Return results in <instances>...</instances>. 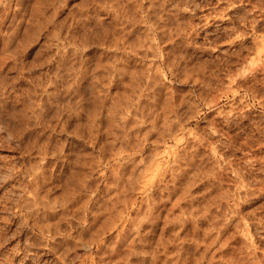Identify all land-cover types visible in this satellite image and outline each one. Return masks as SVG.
Wrapping results in <instances>:
<instances>
[{
	"label": "rangeland",
	"instance_id": "rangeland-1",
	"mask_svg": "<svg viewBox=\"0 0 264 264\" xmlns=\"http://www.w3.org/2000/svg\"><path fill=\"white\" fill-rule=\"evenodd\" d=\"M130 1H117L121 3L119 5L120 15H122L119 17L122 18L127 13L125 15L128 18L125 15L122 18V21L125 22H122V24L127 27L128 24L134 22L132 17H129L135 12L134 5L131 8L129 7L131 5ZM143 1L146 2V0ZM159 1L162 2V0H154L157 3L152 6L156 11L160 7V5H157ZM0 2L5 3L3 6L0 5L1 12L7 11L8 13L7 8H9L10 13H8V21L6 20L1 26V30L2 28L5 29L2 32L5 31L6 34L7 30L10 32V28L11 31L14 29L17 33H15L11 45L8 47L9 51L2 53L0 50V264H127V262L128 264L133 262V264H149L147 262L150 247L148 246V248L146 244L141 247L137 240L135 243L137 249L135 245L128 250L127 246L122 244L116 250L117 253L112 251L116 244V229L111 227L112 224L106 220L109 217L108 212L111 215L117 208H124L121 213V219L124 221L121 220L120 222L118 220L116 224L129 223L128 220H131L132 223L135 222L131 225L132 227L130 226L132 230L128 234L131 233L132 237L136 220L141 216L137 208L142 207L141 210L145 213V207L150 202L148 201L150 188L146 189V187L148 184L150 186L151 181L148 180L147 183L146 178L149 177L152 180L155 179L153 176H157L154 172H152L153 174L150 173L152 176L148 172L143 175L146 177L145 179L141 178L139 169L143 165L145 166L147 163L154 161L157 156H159L158 160L161 159L159 167H165L166 160L164 161V159L165 157L168 158L167 150L170 151L173 148L180 150L185 148L188 152L185 153L184 151L187 157L195 156L193 157L195 158V160L193 159L195 164H193L194 161H192V164L190 163L191 170L189 173H195V183L194 181L191 182L192 187H190V190L193 195L199 192V194L197 193L199 198L196 199H201L200 201L207 200L208 194H211L210 197L213 201L215 200L213 202L208 199L212 204L209 206L213 210L210 211L211 215H214L212 212L215 211L214 213H217V216L213 217L216 220L218 217L220 222H224L225 217L226 221L229 218L231 220L227 230L223 232L224 234L222 233L223 237L228 235L230 238L227 242L230 243V246L227 245L224 248L223 255L229 253L227 256L225 255V258L222 256V252L214 253L216 261L219 260L218 263L215 261V264H233L231 263L232 258L236 259V264H264V187H262L264 186V66H262L264 65V53L258 55L259 59L256 58V49L258 48L256 46L260 41L259 37H264V24H260L256 28L255 35L257 34V36L255 38L252 35L250 25L251 19H254L257 15L256 7H264V0H171L170 2H174V5H171L174 9L168 6L169 12L167 11V15L164 16H168L166 23L167 21L169 23L163 25L164 27H166L165 25L170 27L164 28L162 26L164 32L160 27H157L158 23L153 25L143 21V23H138L141 28L138 27L136 31L129 32L128 35V28H126L124 31L126 35H123L126 41L122 45L125 47H122L123 49L116 47L115 44V46L113 45L115 36H117L116 29L113 27L114 23H111L109 33L106 31L105 0H25L21 5L23 9L21 8L20 13H24V15H22L23 19L20 25L16 23V20H13L12 23L9 21L14 15L19 17V10H17L18 13L15 11L17 0H0ZM122 4H127V8ZM121 6L124 8L121 9ZM1 8H6V10L3 11ZM177 8L178 10H176ZM131 9L133 10L130 12ZM135 13L133 15L138 18L144 14L143 11H140V8ZM169 13L170 15H168ZM12 14L13 16H11ZM156 17V15L151 16L152 21L158 22L159 18ZM171 21H173V24ZM16 25L19 27L18 31L15 28ZM146 29L150 31H148L149 35L152 33L153 36L150 37L157 38L151 47L155 51L149 50L145 55L143 53L145 46L138 43L136 47H140L141 53L134 55L129 50V43L136 42L137 36L141 35V32ZM156 29L160 30L157 31ZM158 32L162 34V42L164 43H160V37L162 36ZM4 33L0 32L2 43L4 36L9 34L5 35ZM113 39L114 41H112ZM108 42L109 48L107 46ZM2 43L0 42V44ZM145 66L147 70L150 71L151 69L154 74L151 71L147 72ZM129 68L131 73L128 71ZM141 70H145L143 72L147 74L144 75ZM136 72L140 75H137ZM132 77H137L138 80L135 78L136 81H130ZM141 84L143 88H141ZM137 85L140 86L143 92L139 90L140 88ZM127 86H131V89ZM133 86L137 87L138 90L133 89ZM122 89L124 94L130 96V99L127 98L128 101H131H129L130 103L135 102V100L138 102L139 99L140 102L133 103V107H131L132 104L127 101L128 109H122L120 103L123 100L121 99L123 96ZM135 90L140 93H136ZM132 98L134 101H132ZM114 99L116 100L114 101ZM168 103L174 108L173 110H165L169 112L167 114L172 119L170 116L169 118L172 121L175 120L176 125L177 123L180 124L181 129L180 132L177 131L176 143L175 140H170L155 145L150 141H155L154 138L159 137L156 138V128L152 126L151 121L154 120L155 114L156 116L161 114L160 117L166 114L161 113L164 112L162 106H168ZM21 114L24 115V119L28 120H23V124H18L16 117L19 116L20 118ZM161 121L160 118L159 122L157 121L158 124ZM121 137H124V139ZM122 146L125 147L124 151L126 153L121 154L120 159L112 158V152ZM128 147L130 151L127 149ZM155 151H157L156 156ZM127 152L131 153L128 156L134 157V160L136 159L135 163H137V160H141L139 166L136 165V168L139 169H135V173H131L133 166L129 163L130 157H126ZM152 153H154V156ZM158 153L160 154L158 155ZM150 157L152 161H150ZM126 158L128 161H126ZM124 162L128 163L125 164ZM118 164L125 165V167L122 170L117 169ZM202 166L205 167L201 168ZM36 171L38 176L42 175L39 176L40 188L38 187L42 197L41 203L37 206L30 204L36 186L32 183L33 179L31 177L33 172ZM167 173L166 175H168ZM147 174H149L148 177ZM134 175L140 177L137 178ZM168 177L170 176L168 175ZM142 179L147 183L144 189L140 187L143 185L140 182ZM206 179H209L208 182H206ZM69 191L73 192L69 193ZM203 192L206 193L204 197L200 196ZM216 201H219L218 204L221 205L219 206ZM212 202L218 206L216 205V207ZM24 204H30L32 207L24 209L26 208L23 206ZM34 213L37 215H34ZM132 219L135 221H132ZM49 224L50 226H48ZM44 225L50 227L54 233L41 232L38 228L39 226L42 228ZM205 225L208 224L205 223ZM205 225H203L204 228H210V225L206 227ZM87 232L91 233L88 234ZM198 235L200 237L203 235L202 230L201 233L199 231L197 235H194V238L198 239ZM202 238L207 240L208 237L202 236L199 240L203 241ZM96 241L101 244L99 251L97 250ZM200 241L199 246L202 244ZM48 243L50 246L47 245ZM217 245V243H213L214 247L211 246V250ZM51 246L53 247L52 250L49 249ZM139 246L141 249H139ZM189 249L191 251L192 246ZM199 249L203 250L204 246L197 249L193 248L191 255L194 252L193 250L197 251L193 255L202 251ZM141 250L142 253H139ZM143 251L146 253L144 254ZM229 258L231 261L226 263ZM96 261L97 263H95ZM129 261L132 263H129Z\"/></svg>",
	"mask_w": 264,
	"mask_h": 264
},
{
	"label": "bare ground",
	"instance_id": "bare-ground-1",
	"mask_svg": "<svg viewBox=\"0 0 264 264\" xmlns=\"http://www.w3.org/2000/svg\"><path fill=\"white\" fill-rule=\"evenodd\" d=\"M23 1H25V0H17V2H16V5H17V7H15L16 9H15V11H17V10H19V17H18V19H17V17H15L16 15H14L13 16V14L11 15V16H13V17H11V20L9 19V21L12 23V21L14 20H16L17 22V24H19L20 25V23L22 22V19H23V17H22V15H24V13L23 14H21L20 13V11L23 9V7L21 6V5H23L22 3H23ZM28 1V0H27ZM31 1V0H30ZM46 1V0H45ZM48 1V0H47ZM101 1V0H100ZM106 1V18H107V21H106V25H105V28H106V31H107V33H109L108 31H109V29H110V25H111V23H114V26L113 27H115V29H116V31H115V33L117 34V36H115V41H114V39L112 40V41H114L113 42V45L115 44L116 45V47H124V46H122L123 44H125L124 42H126L125 40H124V36L126 35V33L124 34V31L126 30V28H128L127 30H128V33H127V35L129 34V32H134V31H136L137 29H138V27H139V24L142 22L143 23V21H145V22H149V23H151V24H157V27H160L162 30H163V25L164 24H167V23H169L168 21H167V23H166V20H168L167 19V17L166 16H164V15H167V11H168V6H170L171 7V5L173 6L174 5V2H170L171 0H162V2L160 3V1L158 2V6L160 5V7H159V9L156 11L152 6L154 5V0H146V2L145 1H143V0H129L130 1V8H131V6L132 5H134L133 7H135V12H138V8H140V11H143L144 12V14H142V17L141 16H139V18L138 17H136V15H131V16H129V17H132V20L134 21V22H132V23H130V24H128L129 26L127 27L125 24L123 25L122 24V22L123 23H125L124 21H122V18H123V16L125 15V14H127V13H125L123 16H122V18L121 17H119V16H121L120 15V12H121V10H120V5L119 4H121V3H119V2H117L116 0V2L114 1V2H112L113 0H105ZM174 1V0H173ZM58 2V1H57ZM62 2H64V1H62ZM98 2V1H97ZM104 2V1H103ZM122 2V1H121ZM132 2H133V4H132ZM239 2V1H238ZM252 2V1H251ZM260 2V1H259ZM7 3V2H6ZM29 3V2H28ZM31 3V2H30ZM59 3V2H58ZM123 3H126V2H123ZM128 4H129V2H127ZM145 3V4H144ZM153 3V4H152ZM157 3V2H156ZM155 3V4H156ZM195 3V2H194ZM3 4H5V3H1L0 2V5H2L3 6ZM199 4V3H198ZM7 5H8V3H7ZM28 5V4H27ZM32 5V4H31ZM123 5V4H122ZM127 5V4H126ZM126 5L124 4L123 6H125L126 7ZM227 5V4H226ZM1 6V7H2ZM33 6V5H32ZM123 6H121V9H122V7ZM157 6V7H158ZM4 7H6V6H4ZM9 7H10V4H9ZM13 7V6H12ZM36 7V6H35ZM48 7V6H47ZM51 7H52V5H51ZM129 7H128V9H129ZM132 7V8H133ZM240 7V6H239ZM7 8V7H6ZM6 8H4L5 10H6ZM18 8V9H17ZM22 8V9H21ZM34 8V7H33ZM38 8V7H37ZM45 8V7H44ZM53 8V7H52ZM124 8V7H123ZM127 8V7H126ZM172 8V7H171ZM176 8V7H175ZM183 8V7H182ZM192 8V7H191ZM1 9H3V8H1ZM4 9H3V11H4ZM30 9V8H29ZM87 9V8H86ZM172 9H174V8H172ZM226 9V8H225ZM238 9V8H237ZM256 12H257V15H256V17L254 18V19H251L252 21H251V30H252V35L254 36V38L257 36V34L255 35V33H256V28L260 25V24H264V7H256ZM7 10H8V13H9V8H7ZM35 10V9H34ZM125 11H126V9H124ZM133 9H131V10H129L130 12L132 11ZM169 10H170V8H169ZM176 10H178V8L176 9ZM196 10V9H195ZM32 11H33V9H32ZM36 11H38V10H36ZM124 11V12H125ZM156 11V12H155ZM214 11V10H213ZM239 11V10H238ZM35 12V11H34ZM114 12H116V13H114ZM123 12V11H122ZM123 12V13H124ZM127 12V11H126ZM169 12V11H168ZM171 12H173L172 10H171ZM215 12V11H214ZM3 12H1V10H0V32L1 33H4L5 31H3L2 32V30L4 29V28H2V30H1V26H3L2 24L3 23H5V21L8 19V13H7V11L6 12H4L3 14H2ZM17 13H18V11H17ZM16 13V14H17ZM44 13V12H43ZM118 13V14H117ZM176 13V12H175ZM240 13V12H239ZM10 14V13H9ZM15 14V13H14ZM37 14V13H36ZM113 14H115V15H113ZM129 14V13H128ZM136 14V13H135ZM139 14H140V12H139ZM254 14V13H253ZM18 15V14H17ZM43 15V14H42ZM83 15V14H82ZM141 15V14H140ZM145 15H146V18H145ZM154 15H156L158 18H159V20H158V22H155V21H152L153 19L151 18V16L152 17H154ZM168 15H170V13L168 14ZM248 15V14H247ZM44 16V15H43ZM125 16H127V15H125ZM162 16V17H161ZM176 16V15H175ZM191 16V15H190ZM189 16V17H190ZM217 16V15H216ZM238 16H240V15H238ZM252 16V15H251ZM46 17H47V15H46ZM82 17V16H81ZM100 17V16H99ZM156 17V18H157ZM193 17V16H192ZM242 17V16H241ZM83 18V17H82ZM127 18H128V16H127ZM240 18V17H239ZM248 18V17H247ZM251 18V17H250ZM51 19H52V17H51ZM172 19V18H171ZM24 20H26V19H24ZM33 20V19H32ZM31 20V21H32ZM126 20V19H125ZM177 20V19H176ZM183 20V19H182ZM187 20V18L185 19V21ZM190 20V19H189ZM204 20H205V18H204ZM246 20V19H245ZM8 21V20H7ZM13 21V22H14ZM76 21V20H75ZM82 21V20H81ZM128 21V20H127ZM174 21V20H173ZM173 21H171V23L173 22ZM178 21V20H177ZM195 21V20H194ZM52 22V21H51ZM129 22V21H128ZM140 22V23H139ZM182 22V21H181ZM199 22V21H198ZM249 22V21H248ZM9 23V22H8ZM11 23H9V24H11ZM32 23V22H31ZM35 23V22H34ZM71 23V22H70ZM127 23V22H126ZM139 23V24H138ZM160 23H161V25H160ZM209 23V22H208ZM231 23V22H230ZM37 24V23H36ZM74 24V23H73ZM81 24H82V22H81ZM173 24V23H172ZM187 24V23H186ZM189 24V23H188ZM8 25V24H7ZM18 25V26H19ZM25 25V24H24ZM39 25V24H38ZM63 25V24H62ZM93 25V24H92ZM153 25H152V27H153ZM9 27H10V25H8ZM13 25L11 24V27H12ZM82 26V25H81ZM163 26V27H162ZM166 27H164V28H167L169 25H165ZM180 26V25H179ZM7 27V26H6ZM27 27V26H26ZM29 27V26H28ZM61 27V26H60ZM88 27V26H87ZM156 27V26H155ZM170 27V26H169ZM176 27V26H175ZM261 27V26H260ZM13 28H14V26H13ZM12 28V29H13ZM15 28H17V31L19 30V27H17V25H16V27ZM54 29H55V27H53ZM139 28H141V26L139 27ZM145 28V27H144ZM26 29V28H25ZM29 29V28H28ZM40 29V28H39ZM63 29V28H62ZM148 29V28H147ZM147 29L145 30V31H143V32H141L142 34L141 35H139V36H137V40H136V42H130L129 43V50H130V52H132L134 55H138L139 53H141L140 52V50H139V48L140 47H136V45H138V43L142 46H145V49L143 50V53L145 54V55H147V53L149 52V50H153V48L151 49V47H152V44H154L155 43V41L154 40H156V39H154L153 37H150L151 35H152V33L149 35V32L147 31ZM223 29V28H222ZM5 30V29H4ZM7 30V29H6ZM9 30H10V32L7 30L6 31V34H8V35H6L5 33V35L6 36H4V38H3V43H2V40L0 41L2 44H0L1 46V48H0V50L2 51V53H4L5 51H7L8 50V47L11 45V42L13 41V39H14V35H15V33H16V30H14L13 29V31H11V29L9 28ZM57 30V29H56ZM157 30V29H156ZM160 30V29H159ZM159 30H157V31H159ZM180 30V29H179ZM178 30V31H179ZM182 30H184V29H182ZM200 30V29H199ZM224 30V29H223ZM250 30V29H249ZM250 30V31H251ZM68 31H70V30H68ZM139 31V30H138ZM141 31V30H140ZM164 32H165V30H163ZM177 31V32H178ZM239 31V30H238ZM65 32V31H64ZM96 32V31H95ZM167 32V31H166ZM241 32V31H240ZM239 32V33H240ZM22 33V32H21ZM91 33V32H90ZM139 33V32H138ZM138 33H137V35H138ZM156 33V32H155ZM159 33V32H158ZM170 33V32H169ZM168 33V34H169ZM248 33V32H247ZM17 34V33H16ZM113 34V33H112ZM161 36H162V34L161 33H159ZM174 34H175V32H174ZM173 34V35H174ZM245 34V33H244ZM29 35H30V33H29ZM71 35V34H70ZM69 35V36H70ZM83 35V34H82ZM90 35V34H89ZM97 35V34H96ZM124 35V36H123ZM156 35V34H155ZM163 35H164V33H163ZM73 36V35H72ZM141 36V37H140ZM149 36V37H148ZM153 36V35H152ZM156 36H159V35H156ZM170 36V35H169ZM26 37V36H25ZM31 37V36H30ZM53 37V36H52ZM71 37V36H70ZM97 37V36H96ZM104 37V36H103ZM102 37V38H103ZM155 37V36H154ZM183 37H184V35H183ZM220 37V36H219ZM1 38V37H0ZM67 38V37H66ZM76 38V37H75ZM126 38V37H125ZM161 38V41H160V43L163 41V36L162 37H160ZM260 39V41H259V43L257 44L258 46H256V47H258L256 50H257V57L256 58H258V55H260L261 53H264V37H259ZM21 39V38H20ZM58 39H60V38H58ZM97 39V38H96ZM159 39V38H158ZM168 40H169V38H167ZM217 39V38H216ZM80 40V39H79ZM82 40V39H81ZM93 40V39H92ZM98 40H99V38H98ZM101 40V39H100ZM126 40H127V38H126ZM192 40V39H191ZM17 41V40H16ZM87 41V40H86ZM107 41H108V39H107ZM110 41V40H109ZM225 41V40H224ZM256 41V40H255ZM55 42V41H54ZM52 43V44H55V43ZM61 42V41H60ZM73 42V41H72ZM80 42V41H79ZM78 42V43H79ZM102 42V41H101ZM257 42V41H256ZM31 43V42H30ZM49 43V42H48ZM83 43V42H82ZM159 43V44H160ZM162 43H164V42H162ZM221 43V42H220ZM77 44V43H76ZM241 44V43H240ZM114 45V46H115ZM128 45V44H127ZM108 48H109V42H108ZM113 46V47H114ZM244 46V45H243ZM112 47V46H111ZM239 47V46H238ZM255 47V46H254ZM24 48H25V46H24ZM23 48V49H24ZM125 48V47H124ZM22 49V48H21ZM123 49V48H122ZM233 49V48H232ZM54 50V49H53ZM166 50V49H165ZM185 50V49H184ZM9 51V50H8ZM92 51V50H91ZM148 51V52H147ZM153 51H155V50H153ZM238 51V50H237ZM59 52V51H58ZM62 52V51H61ZM78 52V51H77ZM177 52V51H176ZM189 52V51H188ZM8 53V52H7ZM13 53V52H12ZM66 53V52H65ZM105 53V52H104ZM122 53V52H121ZM77 54V53H76ZM100 54V53H99ZM113 54V53H112ZM161 54V53H160ZM177 54H178V52H177ZM6 55H8V54H6ZM16 55V54H15ZM40 55V54H39ZM73 55V54H72ZM89 55V54H88ZM102 55V54H101ZM120 55V54H119ZM155 55V54H154ZM166 55V54H165ZM194 55H195V53H194ZM10 56H11V54H10ZM33 56V55H32ZM45 56V55H44ZM67 56V55H66ZM151 56V55H150ZM179 56V55H178ZM180 56H182V55H180ZM58 57V56H57ZM61 57V56H60ZM105 57V56H104ZM148 57V56H147ZM261 57V56H260ZM5 58V57H4ZM35 58V57H34ZM37 58V57H36ZM175 58V57H174ZM225 58V57H224ZM262 58V57H261ZM70 59V58H69ZM103 59V58H102ZM119 59V58H118ZM122 59V58H121ZM126 59H128V58H126ZM170 59V58H169ZM249 59V58H248ZM255 59V58H254ZM259 59V58H258ZM3 60V59H2ZM4 60H6V59H4ZM25 60V59H24ZM29 60V59H28ZM45 60V59H44ZM85 60V59H84ZM98 60H100V59H98ZM124 60V59H123ZM16 61V60H15ZM22 61V60H21ZM39 61V60H38ZM127 61V60H126ZM170 61V60H169ZM178 61V60H177ZM3 62V61H2ZM104 62V61H103ZM109 62V61H108ZM107 62V63H108ZM122 62V61H121ZM184 62V61H183ZM229 62V61H228ZM248 62V61H247ZM259 62V61H258ZM14 63V62H13ZM97 63H98V61H97ZM110 63V62H109ZM108 63V64H109ZM146 63H148V62H146ZM110 64H112V63H110ZM184 64V63H183ZM262 64V63H261ZM9 65V64H8ZM61 65V64H60ZM128 65V64H127ZM154 65V64H153ZM186 65V64H185ZM219 65V64H218ZM107 66V65H106ZM118 66V65H117ZM132 66V65H131ZM130 66V67H131ZM149 66V65H148ZM151 66V65H150ZM156 66V65H155ZM183 66V65H182ZM197 66V65H196ZM200 66V65H199ZM262 66H264V65H262ZM51 67V66H50ZM53 67V66H52ZM80 67V66H79ZM99 67V66H98ZM157 67V66H156ZM155 67V68H156ZM168 67V66H167ZM190 67V66H189ZM208 67V66H207ZM24 68V67H23ZM77 68V67H76ZM148 68V67H147ZM151 68V67H150ZM149 68V69H150ZM185 68V67H184ZM200 68V67H199ZM12 69V68H11ZM94 69H96V68H94ZM132 69V68H131ZM145 69H146V66H145ZM193 69H195V68H193ZM193 69H192V71H193ZM198 69V68H197ZM220 69V68H219ZM13 70V69H12ZM44 70V69H43ZM52 70V69H51ZM68 70V69H67ZM84 70V69H83ZM92 70V69H91ZM120 70V69H119ZM118 70V71H119ZM121 70H122V68H121ZM147 70V69H146ZM174 70V69H173ZM209 70H210V68H209ZM213 70V69H212ZM53 71V70H52ZM92 71H94V70H92ZM104 71V70H103ZM106 71H108L107 69H106ZM129 72H130V68H129V70H128ZM136 71V70H135ZM142 71V70H141ZM143 71H145V70H143ZM142 71V73L145 75V73ZM149 70H147V72H148ZM150 71H151V69H150ZM149 71V72H150ZM155 71V70H154ZM157 71V70H156ZM196 71V70H195ZM1 72V71H0ZM12 72V71H11ZM17 72V71H16ZM65 72V71H64ZM120 72V71H119ZM134 72V71H133ZM133 72H132V74H133ZM152 73H153V71H151ZM177 72V71H176ZM181 72H182V70H181ZM206 72V71H205ZM212 72V71H211ZM252 72V71H251ZM5 73V72H4ZM73 73V72H72ZM106 73V72H105ZM110 73V72H109ZM121 73V72H120ZM123 73V72H122ZM125 73V72H124ZM131 73V72H130ZM137 73V72H136ZM141 73V74H142ZM151 73V74H152ZM162 73V72H161ZM171 73V72H170ZM217 73V72H216ZM255 73V72H254ZM55 74V73H54ZM75 74H77V73H75ZM85 73L83 72V75H84ZM135 74V73H134ZM147 74V73H146ZM154 74V73H153ZM153 74H152V76H153ZM163 74V73H162ZM184 75H185V73H183ZM198 74V73H197ZM206 74H208V73H206ZM233 74V73H232ZM237 74V73H236ZM3 75V74H2ZM16 75V74H15ZM123 75V74H122ZM126 75V74H125ZM136 75V74H135ZM135 75H133V76H135ZM137 75H140V73L138 74L137 73ZM136 75V76H137ZM143 75V76H144ZM187 75V74H186ZM202 75V74H201ZM10 76V75H9ZM18 76V75H17ZM33 76V75H32ZM69 76V75H68ZM85 76V75H84ZM92 76V75H91ZM113 76V75H112ZM120 76V75H119ZM132 76V75H131ZM130 76V77H131ZM148 76V75H147ZM151 76V77H152ZM155 76V75H154ZM177 76V75H176ZM179 76V75H178ZM204 76V75H203ZM15 77V76H14ZM35 77V76H34ZM55 77V76H54ZM62 77V76H61ZM65 77V76H64ZM95 77V76H94ZM100 77V76H99ZM129 77V78H130ZM142 77V76H141ZM145 78H146V76H144ZM143 77V78H144ZM150 77V78H151ZM216 77V76H215ZM254 77H255V75H254ZM1 78V77H0ZM22 78V77H21ZM33 78V77H32ZM74 78V77H73ZM91 78V77H90ZM101 78V77H100ZM116 78V77H115ZM122 78H124L123 76H122ZM136 79H137V77H135ZM135 78H131L130 79V81H136V79ZM154 78V77H153ZM253 78V77H252ZM17 79V78H16ZM51 79V78H50ZM54 79V78H53ZM99 79V78H98ZM133 79H135V80H133ZM152 79V78H151ZM150 79V80H151ZM157 79H158V77H157ZM164 79V78H163ZM180 79V78H179ZM7 80V79H6ZM15 80V79H14ZM35 80V79H34ZM73 80V79H72ZM78 80V79H77ZM96 80V79H95ZM138 80V79H137ZM149 80V79H148ZM147 80V81H148ZM159 80V79H158ZM233 80V79H232ZM60 81V80H59ZM90 81V80H89ZM213 81H214V79H213ZM57 82V81H56ZM77 82V81H76ZM91 82V81H90ZM95 82H97V81H95ZM146 82V81H145ZM151 82H152V80H151ZM158 82V81H157ZM205 82V81H204ZM208 82V81H207ZM63 83H64V81H63ZM71 83V82H70ZM78 83V82H77ZM89 83V82H88ZM48 84H50V83H48ZM68 84V83H67ZM112 84V83H111ZM131 84H132V82H131ZM144 84V83H143ZM146 84V83H145ZM27 85V84H26ZM46 85V84H45ZM92 85V84H91ZM125 85H127V84H125ZM133 85V84H132ZM2 86V85H1ZM32 86V85H31ZM36 86V85H35ZM70 86H71V84H70ZM79 86V85H78ZM119 86V85H118ZM122 86H123V84H122ZM138 86V85H137ZM141 86H142V84H141ZM9 87H10V85H9ZM17 87V86H16ZM28 87V86H27ZM65 87V86H64ZM77 87V86H76ZM131 87V86H130ZM130 87H128L127 86V88H129V89H131ZM43 88V87H42ZM90 88V87H89ZM97 88V87H96ZM136 89V90H138V88H140V86H138V88L137 87H134L133 86V89ZM141 88H143V86L141 87ZM141 88L139 89L140 91H142L141 90ZM168 88V87H167ZM69 89V88H68ZM74 89V88H73ZM76 89V88H75ZM124 89V88H123ZM123 89H122V91H123ZM129 89H127V90H129ZM145 89V88H144ZM143 89V90H144ZM147 89H148V86H147ZM149 89H151L150 87H149ZM42 90V89H41ZM117 90V89H116ZM136 90H135V92H136ZM146 90V89H145ZM144 90V91H145ZM166 90V89H165ZM174 90V89H173ZM27 91V90H26ZM68 91V90H67ZM109 91V90H108ZM131 91V90H130ZM134 91V90H133ZM58 92V91H57ZM71 92V91H70ZM73 92H74V90H73ZM78 92V91H77ZM90 92V91H89ZM92 92V91H91ZM97 92V91H96ZM95 92V93H96ZM101 92V91H100ZM112 92H114V91H112ZM134 92V93H135ZM143 92V91H142ZM28 93V92H27ZM33 93H34V91H33ZM75 93H76V90H75ZM116 93V92H115ZM114 93V94H115ZM123 93V96H122V98L121 99H123V100H121V99H118V100H121V108L122 109H128V105H127V98H129L130 96L128 95L127 96V94L125 93L124 94V91L122 92ZM136 93H140L139 91H137ZM22 94V93H21ZM54 94V93H53ZM73 94V93H72ZM89 94V93H88ZM102 94V93H101ZM170 94V93H169ZM46 95V94H45ZM90 95H91V93H90ZM120 95V94H119ZM141 95V94H140ZM146 95H147V93H146ZM168 95V94H167ZM52 96V95H51ZM112 96V95H111ZM114 96V95H113ZM127 96V97H126ZM143 96V95H142ZM155 96V95H154ZM37 97V96H36ZM121 97V96H120ZM137 97V96H136ZM136 97H133L134 99L136 98ZM39 98V97H38ZM92 98V97H91ZM132 98V99H133ZM183 98V97H182ZM80 99H82V98H80ZM87 99V98H86ZM93 99H95V98H93ZM113 99V98H112ZM116 99H117V97H116ZM116 99H114V101L116 100ZM130 99V98H129ZM134 99L132 100V101H134ZM39 100V99H38ZM54 100V99H53ZM97 100V99H96ZM106 100V99H105ZM140 100V99H139ZM138 100V102H140ZM2 101V100H1ZM47 101V100H46ZM77 101V100H76ZM90 102H91V99L89 100ZM109 101H111V100H109ZM130 101V100H129ZM128 101V102H129ZM184 101V100H183ZM189 101V100H188ZM131 102V101H130ZM129 102V104H132V106L131 107H133V103H135L136 102V100H135V102H133V103H130ZM138 102H136V103H138ZM156 102V101H155ZM186 102V101H185ZM2 103V102H1ZM52 103V102H51ZM70 103V102H69ZM61 104V103H60ZM64 104V103H63ZM72 104V103H71ZM88 104H89V102H88ZM94 104V103H93ZM174 104V103H173ZM176 104H178V103H176ZM182 104V103H181ZM117 105H118V103H117ZM117 105H116V107H117ZM168 106H170L169 105V103L167 104ZM30 106V105H29ZM28 106V107H29ZM109 106V105H108ZM135 106V105H134ZM138 106V105H137ZM168 106H162V107H164V108H162V110L164 109V112H161V113H166V114H162L163 115V117H160L161 116V114L159 115H157L156 116V114H155V116H154V120L153 121H151L152 122V126L153 127H155L156 129V138L157 137H159V138H157V139H155L154 138V140L155 141H150L151 143L153 142V144L155 143V145L156 144H158L159 145V143H166L167 141H170V140H175V143H176V139H177V131H179L180 129H181V126H179L178 125V123H177V125L174 123L175 122V120L174 121H172L171 119V116L169 115V114H167V113H169L167 110H165V109H172L173 110V106H172V108H171V106L170 107H168ZM112 107V106H111ZM114 107V106H113ZM115 107V108H116ZM118 107H119V105H118ZM143 107V106H142ZM152 107V106H151ZM154 107V106H153ZM26 108V107H25ZM54 108V107H53ZM56 108V107H55ZM69 108V107H68ZM135 108H136V106H135ZM144 108V107H143ZM160 108V109H161ZM189 108V107H188ZM77 109V108H76ZM103 109V108H102ZM119 109V108H118ZM138 109V108H137ZM154 109H156V108H154ZM157 109H159V108H157ZM23 110H24V108H23ZM57 110H58V113H59V109L57 108ZM96 110V109H95ZM94 110V111H95ZM109 110V109H108ZM8 111V110H7ZM90 111V110H89ZM110 111V110H109ZM17 112V111H16ZM35 112V111H34ZM43 112H45V111H43ZM42 112V113H43ZM62 112V111H61ZM72 112V111H71ZM107 112V111H106ZM117 112V111H116ZM137 112V111H136ZM13 113V112H12ZM92 113H94V112H92ZM110 113V112H109ZM130 113V112H129ZM133 113V112H132ZM143 113V112H142ZM30 114V113H29ZM34 114V113H33ZM60 114V113H59ZM66 114H68V113H66ZM17 115V114H16ZM19 115V114H18ZM38 115V114H37ZM173 115V114H172ZM97 116H99V115H97ZM96 116V117H97ZM110 116V115H109ZM140 116V115H139ZM169 116H170V118H169ZM66 117V116H65ZM91 117V116H90ZM95 117V116H94ZM95 117V118H96ZM120 117V116H119ZM150 117V116H149ZM10 118V117H9ZM12 118V117H11ZM58 118V117H57ZM87 118V117H86ZM110 118V117H109ZM160 118H161V122H160V124H158V122H159V120H160ZM92 119V118H91ZM123 119V118H122ZM145 119V118H144ZM13 120V119H12ZM16 120H17V122H18V124H23V120H28V119H24V115L23 114H21L20 115V118H19V116H18V118L16 117ZM50 120V119H49ZM113 120H114V118H113ZM120 120V119H119ZM181 120V119H180ZM15 121V120H14ZM21 121V122H20ZM32 121V120H31ZM55 121V120H54ZM61 121V120H60ZM76 121V120H75ZM91 121V120H90ZM95 121V120H94ZM106 121V120H105ZM116 121V120H115ZM158 121V122H157ZM63 122H64V120H63ZM98 122V121H97ZM96 122V123H97ZM28 123V122H27ZM42 123V122H41ZM122 123V122H121ZM40 124V123H39ZM45 124V123H44ZM60 124H63V123H60ZM68 124V123H67ZM84 124V123H83ZM132 124V123H131ZM140 124V123H139ZM36 125V124H35ZM64 125V124H63ZM62 125V126H63ZM66 125V124H65ZM69 125V124H68ZM73 125V124H72ZM29 126V125H28ZM132 126V125H131ZM47 127V126H46ZM50 127V126H49ZM84 127V126H83ZM45 128V127H44ZM109 128V127H108ZM27 129V128H26ZM50 129V128H49ZM44 130V129H43ZM122 130V129H121ZM257 130V129H256ZM58 131V130H57ZM143 131H144V129H143ZM52 132V131H51ZM120 132V131H119ZM128 132H130V131H128ZM145 132V131H144ZM180 132V131H179ZM190 132V131H189ZM9 133V132H8ZM56 133V132H55ZM122 133V132H121ZM124 133V132H123ZM12 134V133H11ZM29 134V133H28ZM125 134L128 136V134L125 132ZM124 134V135H125ZM147 134V133H146ZM158 134V135H157ZM190 134V133H189ZM117 135V134H116ZM21 136V135H20ZM123 136V135H122ZM186 136H188V135H186ZM125 137V136H124ZM124 137H121L122 139H124ZM33 138V137H32ZM47 138V137H46ZM4 139V138H3ZM14 139V138H13ZM31 139V138H30ZM44 139H45V137H44ZM90 139V138H89ZM147 139V138H146ZM202 139V138H201ZM26 140V139H25ZM28 140V139H27ZM179 140V139H178ZM178 140H177V143H178ZM186 140H188V139H186ZM53 141V140H52ZM87 141V140H86ZM132 141V140H131ZM139 141V140H138ZM159 141V142H158ZM198 141V140H197ZM71 142V141H70ZM124 142V141H123ZM141 142V141H140ZM24 143V142H23ZM42 143V142H41ZM50 143V142H49ZM57 143V142H56ZM71 143H73V142H71ZM92 143V142H91ZM136 143H138V142H136ZM36 144V143H35ZM124 144V143H123ZM143 144V143H142ZM29 145V144H28ZM33 145V144H32ZM122 145V144H121ZM133 145H134V143H133ZM169 145V144H168ZM204 145H207V144H204ZM22 146V145H21ZM36 146H38V145H36ZM68 146V145H67ZM28 147V146H27ZM31 147V146H30ZM55 147V146H54ZM53 147V148H54ZM123 147V146H122ZM118 147L117 148V150L116 151H114V152H112L113 153V155H111L112 156V158H114V159H120V155L121 154H123L124 152L126 153V151H124V148L125 147ZM193 147V146H192ZM203 147V146H202ZM104 148V147H103ZM155 148H156V146H155ZM177 148V147H176ZM188 148V147H187ZM19 149V148H18ZM45 149H47V148H45ZM100 149H102V148H100ZM127 149H129V147L127 148ZM137 149V148H136ZM212 149V148H211ZM213 149H215V148H213ZM51 150V149H50ZM72 150V149H71ZM139 150V149H138ZM155 150V149H154ZM169 150V149H168ZM167 150V155H168V158L167 157H165V159H164V161L166 160V165H165V167H159V163H160V160H158V157L159 156H157V158L154 160V161H152V158L150 157V161H152V162H150V163H145L144 162V164H146L145 166L143 165H141L142 167L139 169V168H136V165L137 166H139L138 164H140L141 162V160H137V163H135V160H134V157L132 158L131 156H128V155H130L131 153L129 152H127V155H126V157L128 156V158H129V163L131 164V166H133L132 167V170H131V173H133L134 171H135V169L137 170V169H139V175L141 176V178H146V177H144L143 175L144 174H146V173H148L149 172V174L150 173H152V172H154V174H156L157 176H153V177H155V179H149V174H147V177L148 178H146V180H147V183H148V180H150L151 181V183H150V181H149V183H150V186H149V184H148V186H147V183H146V181L144 182L143 181V179L140 181V182H142L141 184H143V185H141L140 187L141 188H145L146 186V189L147 188H150L149 190L150 191H148L149 192V200L148 201H150L149 203H147V207H145L146 209L144 210L145 211V213L143 212V210H141L142 209V207L140 208H137L138 210V213H139V215H140V213H141V216H140V218L138 219L137 218V220H136V224H135V228H134V234L132 235V237H131V233H130V235H128L129 234V232L132 230L131 229V225H133L134 223H132L131 222V220H128V219H126V220H128L129 221V223H127V222H124V223H121V224H119V225H117L116 223H118V222H116V221H120L121 222V220H123V219H121L122 218V216H121V213H122V211H124V208H117V210L113 213H111V215H109V212H108V219L106 220L107 222H110V224H112V226L111 227H115L114 229H116L115 230V236H116V244H115V246L113 247V249H112V251L113 252H116V250H118V248H119V245H126L127 246V248H128V250H129V248H132V247H134L135 245H136V249H137V244H135L136 243V240H137V243L138 244H140L141 245V247H142V245L144 246L145 244H146V246L148 247H150V249H149V254H148V257H149V260H148V262L147 263H149V264H215L216 262L218 263V261H216V259H215V257H214V253H220V252H222L221 254H222V256H224V258L228 255V253H227V255L226 254H224L223 255V250H224V248L227 246V245H229L227 242L229 241V237H228V235H227V237L225 236V237H223V235H222V233L225 231V230H227V227H228V225H229V222H231V220H230V218L226 221V217H225V220H224V222H220V220L218 221V219H219V217L217 218V220H216V218L215 217H213V216H215L216 214L214 213V212H212L214 215H211V212L210 211H213V210H211L210 208H209V206H211L212 204H211V202L208 200V199H210V200H212V198L210 197V195L211 194H208L209 195V197H208V199L207 198H205V199H207L210 203H209V205H208V202H207V200H203V201H206L205 203L203 202V201H200L201 199H196L197 197H198V195H197V193L199 194V192H197V193H195L194 195L192 194L193 192L190 190V187H192V181H194L196 178H195V173H193L192 172V174H190L189 172H190V167H191V164L193 163L192 161H194L195 160V158H193V157H195L194 155H193V157L191 156V157H187V154H185V153H188V152H186V150H185V148H181V150L180 149H171L170 151H168ZM216 150V149H215ZM214 150V151H215ZM34 151V150H33ZM39 151V150H38ZM41 151V150H40ZM43 151V150H42ZM129 151H130V149H129ZM159 151V150H158ZM184 151H185V153H184ZM195 151V150H194ZM54 152V151H53ZM110 152V151H109ZM151 152V151H150ZM157 151H155V156H156V153ZM160 152V151H159ZM162 152V151H161ZM213 152V151H212ZM192 153V152H191ZM195 153V152H194ZM193 153V154H194ZM60 154V153H59ZM78 154V153H77ZM160 153H158V155H159ZM163 154V153H162ZM213 154V153H212ZM215 154V153H214ZM46 155V154H45ZM66 155V154H65ZM71 155V154H70ZM82 155V154H81ZM93 155V154H92ZM135 155V154H134ZM152 155L154 156V153H152ZM151 155V156H152ZM80 156V155H79ZM87 156H88V154H87ZM142 156V155H141ZM161 156V155H160ZM92 157V156H91ZM257 157V156H256ZM262 157V156H261ZM71 158V157H70ZM107 158V157H106ZM161 158V157H160ZM167 158V159H166ZM201 158V157H200ZM251 158V157H250ZM19 159V158H18ZM59 159V158H58ZM123 159V158H122ZM127 159V158H126ZM141 159V158H140ZM194 159V160H193ZM40 160V159H39ZM54 160V159H53ZM78 160V159H77ZM97 160V159H96ZM124 160V159H123ZM122 160V161H123ZM229 160V159H228ZM262 160V159H261ZM27 161V160H26ZM52 161V160H51ZM76 161V160H75ZM81 161V160H80ZM126 161H128V159L126 160ZM125 161V162H126ZM131 161V162H130ZM259 161H260V159H259ZM8 162V161H7ZM55 162V161H54ZM124 162V163H125ZM140 162V163H139ZM142 162H143V160H142ZM212 162V161H211ZM249 162V161H248ZM3 163V162H2ZM74 163H76V162H74ZM77 163H79V162H77ZM82 163H84V162H82ZM128 163V162H127ZM127 163H125V164H127ZM191 163V164H190ZM209 163V162H208ZM227 163V162H226ZM225 163V164H226ZM53 164V163H52ZM129 164V165H130ZM189 164H190V166H189ZM193 164H195V161H194V163ZM207 164V163H206ZM28 165V164H27ZM31 165V164H30ZM36 165V164H35ZM34 165V166H35ZM83 165V164H82ZM85 165V164H84ZM87 165V164H86ZM184 165V166H183ZM229 165H231V164H229ZM4 166V165H3ZM13 166V165H12ZM32 166V165H31ZM53 166V165H52ZM89 166V165H88ZM197 166H199V165H197ZM2 167V166H1ZM60 167V166H59ZM87 167V166H86ZM125 167V165L124 166H122V164L120 165V164H118L117 165V169L118 168H120L121 170H122V168H124ZM194 167V166H193ZM205 167V166H204ZM203 166L201 167V168H204ZM218 167V166H217ZM222 167V166H221ZM225 167V166H224ZM260 167V166H259ZM13 168V167H12ZM116 168V167H115ZM130 168V167H129ZM159 168V169H158ZM226 168V167H225ZM234 168V167H233ZM9 169V168H8ZM51 169V168H50ZM221 169V168H220ZM93 170V169H92ZM194 170V169H193ZM196 170H198V169H196ZM210 170V169H209ZM234 170V169H233ZM241 170V169H240ZM34 171V170H33ZM69 171V170H68ZM77 171H80V170H77ZM100 171V170H99ZM199 171H200V169H199ZM198 171V172H199ZM235 171V170H234ZM12 172V171H11ZM40 172V171H39ZM60 172H61V170H60ZM137 172V171H136ZM144 172V173H143ZM168 172V173H167ZM205 172V171H204ZM203 172V173H204ZM221 172V171H220ZM237 172V171H236ZM34 173H36V174H34ZM87 173V172H86ZM113 173V172H112ZM130 173V174H131ZM135 173V172H134ZM166 173L170 176V177H168V175H166ZM215 173H216V171H215ZM235 173V172H234ZM32 174V173H31ZM52 174V173H51ZM117 174V173H116ZM153 174V173H152ZM152 174H150L151 176H152ZM209 174V173H208ZM223 174V173H222ZM7 175V174H6ZM6 175H5V177H6ZM15 175V174H14ZM41 175V174H40ZM39 175V176H40ZM43 175H44V173H43ZM84 175V174H83ZM98 175V174H97ZM125 175V174H124ZM138 175V174H137ZM197 175V174H196ZM199 175V174H198ZM217 175V174H216ZM39 176H38V174H37V171L36 172H33V176L31 177L32 179V183L34 184V185H36L35 187H34V192H33V197H32V201H31V203L30 204H32V205H35V206H37L38 204H40L41 203V197L42 196H40L41 195V193L38 191L39 190V186H40V178H39ZM42 176V175H41ZM46 176V175H45ZM129 176V175H128ZM131 176V175H130ZM140 176H135L134 175V177H140ZM212 176V175H211ZM226 176V175H225ZM238 176V175H237ZM240 176V175H239ZM47 177V176H46ZM46 177H44V178H46ZM2 178H4V177H2ZM43 178V177H42ZM41 178V179H42ZM88 178V177H87ZM128 178V177H127ZM131 178V177H130ZM140 178V179H141ZM157 178V179H156ZM235 178V177H234ZM132 179V178H131ZM130 179V180H131ZM232 179V178H231ZM241 179H243L242 177H241ZM207 180V179H206ZM209 180V179H208ZM208 180L206 181V182H208ZM252 180V179H251ZM255 180V179H254ZM42 181V180H41ZM56 181V180H55ZM116 181V180H115ZM118 181V180H117ZM218 181V180H217ZM234 181V180H233ZM261 181V180H260ZM44 182V181H43ZM53 182V181H52ZM51 182V183H52ZM66 182H69V181H66ZM65 182V183H66ZM192 182V183H191ZM238 182V181H237ZM50 183V184H51ZM70 183V182H69ZM80 183V182H79ZM113 183V182H112ZM136 183H137V180H136ZM194 183H195V181H194ZM210 183V182H209ZM245 183V182H244ZM11 184V183H10ZM44 184V183H43ZM47 184V183H46ZM206 184V183H205ZM204 184V185H205ZM211 184V183H210ZM235 184V183H234ZM53 185V184H52ZM58 185V184H57ZM63 185V184H62ZM67 185V184H66ZM84 185V184H83ZM140 185V184H139ZM146 185V186H145ZM242 185V184H241ZM241 185H239V186H241ZM110 186V185H109ZM209 186V185H208ZM208 186H206V187H208ZM253 186V185H252ZM23 187V186H22ZM39 187V188H38ZM49 187H50V185H49ZM66 187V186H65ZM67 187H68V185H67ZM71 187V186H70ZM83 187V186H82ZM203 187V186H202ZM219 187V186H218ZM237 187V186H236ZM242 187H244L243 185H242ZM262 187H264V186H262ZM15 188V187H14ZM45 188V187H44ZM85 188V187H84ZM141 188H139V189H141ZM13 189V188H12ZM66 189V188H65ZM83 189V188H82ZM87 189V188H86ZM192 189V188H191ZM122 190V189H121ZM128 190V189H127ZM251 190V189H250ZM250 190H248V191H250ZM32 191H33V189H32ZM48 191V190H47ZM68 191V190H67ZM191 191V192H190ZM202 191V190H201ZM205 191H206V189H205ZM209 191H210V189H209ZM213 191V190H212ZM245 191V190H244ZM247 191V192H248ZM8 192H9V190H8ZM14 192V191H13ZM59 192V191H58ZM63 192V191H62ZM70 192H73V191H69V193ZM75 192V191H74ZM241 192V191H240ZM251 192V191H250ZM253 192V191H252ZM65 193H66V190H65ZM68 193V194H69ZM111 193V192H110ZM118 193V192H117ZM209 193V192H208ZM47 194H48V192H47ZM64 194V193H63ZM67 194V193H66ZM221 194V193H220ZM222 194H223V191H222ZM249 194V193H248ZM32 195V194H31ZM69 195H71V194H69ZM68 195V196H69ZM75 195V194H74ZM82 195V194H81ZM97 195V194H96ZM206 195V193L205 192H203V193H201V195L200 196H202V197H204ZM224 195V194H223ZM253 195V194H252ZM17 196V195H16ZM56 196V195H55ZM212 196V195H211ZM213 196H215V195H213ZM217 196V195H216ZM219 196V195H218ZM245 196V195H244ZM22 197V196H21ZM27 197V196H26ZM48 197V196H47ZM71 197V196H70ZM77 197V196H76ZM224 197H225V195H224ZM13 198V197H12ZM63 198H64V196H63ZM96 198H97V196H96ZM199 198V197H198ZM201 198V197H200ZM220 198V197H219ZM222 198V197H221ZM130 199V198H129ZM214 199V198H213ZM230 199V198H229ZM29 200V199H28ZM63 200V199H62ZM198 200V201H197ZM235 200V199H234ZM22 201V200H21ZM20 201V202H21ZM65 201H66V199H65ZM65 201H63V202H65ZM71 201V200H70ZM127 201V200H126ZM213 201V200H212ZM215 201V200H214ZM213 201V202H214ZM16 202V201H15ZM72 202V201H71ZM78 202H80V201H78ZM130 202V201H129ZM212 202V203H213ZM217 202V201H216ZM61 203V202H60ZM127 203V202H126ZM218 203H220L219 201L217 202V204ZM30 204H24L23 206H25L26 208H24V209H29L30 208ZM49 204V203H48ZM64 204H66V203H64ZM130 204H131V202H130ZM211 204V205H210ZM214 204V203H213ZM217 204H214L215 206L217 205ZM59 205V204H58ZM62 205V204H61ZM68 206H69V204H67ZM80 205V204H79ZM82 205V204H81ZM128 205H129V203H128ZM146 205V204H145ZM219 206L221 205V204H218ZM217 205V206H218ZM216 206V207H217ZM233 206V205H232ZM29 207V208H28ZM32 207V206H31ZM67 207V206H66ZM71 207V206H70ZM81 207H83V206H81ZM214 207V206H213ZM33 208H34V206H33ZM52 208V207H51ZM97 208V207H96ZM77 209V208H76ZM95 209V208H94ZM108 209V208H107ZM134 209V208H133ZM136 209V208H135ZM214 209H216V208H214ZM222 209V208H221ZM221 209H220V211H221ZM238 209V208H237ZM38 210V209H37ZM73 210V209H72ZM99 210V209H98ZM103 210V209H102ZM32 211H34V210H32ZM54 211V210H53ZM88 211V210H87ZM92 211H93V209H92ZM235 211V210H234ZM248 211V210H247ZM67 212V211H66ZM97 212V211H96ZM103 212V211H102ZM219 212V211H218ZM15 213V212H14ZM31 213H33V212H31ZM36 213V212H35ZM34 213V215H37V214H35ZM41 213V212H40ZM46 213H47V210H46ZM98 213V212H97ZM220 213V212H219ZM218 213V214H219ZM44 214V213H43ZM60 214V213H59ZM93 214V213H92ZM104 214V216H106L105 215V213H103ZM1 215V214H0ZM14 215V214H13ZM34 215H31V216H34ZM42 215V214H41ZM40 215V216H41ZM82 215V214H81ZM99 215H100V213H99ZM138 215V214H137ZM44 216V215H43ZM84 216V215H83ZM217 216V215H216ZM107 217V216H106ZM224 217V216H223ZM261 217V216H260ZM38 218V217H37ZM63 218V217H62ZM6 219V218H5ZM111 219H112V222H111ZM44 220V219H43ZM102 220V219H101ZM109 220V221H108ZM243 220V219H242ZM261 220V219H260ZM84 221V220H83ZM124 221V220H123ZM132 221H135V220H133L132 219ZM250 221V220H249ZM262 221V220H261ZM6 222V221H5ZM16 222V221H15ZM35 222H36V220H35ZM131 222V223H130ZM240 222V221H239ZM31 223V222H30ZM204 223V224H203ZM205 223L206 224H208V225H205ZM234 223V222H233ZM47 224V223H46ZM205 225V227L206 226H209L210 225V228H208V227H206V228H204V226L203 225ZM83 225V224H82ZM40 226H42V225H40ZM39 226V228L38 229H40V231L41 232H47V234L48 233H54V232H52L51 230V228L50 227H46L45 225H44V227H40ZM48 226H50V224L48 225ZM131 226V227H130ZM234 226V225H233ZM15 227V226H14ZM37 227V226H36ZM234 228V227H233ZM231 229V228H230ZM201 230H202V232H203V235H201V237L202 236H205V238L206 237H208V238H206L207 240H203L204 238H202V240L203 241H200L199 240V238H201L199 235V238L198 239H196V237L194 238V235H197V233L200 231V233H201ZM212 230H214V231H212ZM235 230H236V228H235ZM57 231V230H56ZM97 231V230H96ZM238 231H240V230H238ZM212 232V233H211ZM214 232V233H213ZM256 232V231H255ZM259 232V231H258ZM9 233V232H8ZM56 233V232H55ZM57 233H58V231H57ZM88 233V232H87ZM91 233V232H90ZM90 233H88V234H90ZM96 233V232H95ZM133 233V232H132ZM112 234V233H111ZM224 234V233H223ZM233 234V233H232ZM27 235V234H26ZM85 235V234H84ZM104 235V234H103ZM234 235H235V233H234ZM239 235V234H238ZM238 235H236V236H238ZM94 236V235H93ZM43 237V236H42ZM252 237V236H251ZM47 238V237H46ZM75 238V237H74ZM73 238V239H74ZM25 239V238H24ZM36 239V238H35ZM77 239H79L78 237H77ZM76 239V240H77ZM12 240V239H11ZM32 240V239H31ZM70 240V239H69ZM102 240V239H101ZM68 241V240H67ZM79 241V240H78ZM199 241L202 243L201 244V246L203 247L204 246V249L202 250V249H199V250H202V251H200V252H198V254H195V255H193L194 254V252L196 251V250H193L194 252L192 253V255H191V252H192V249L193 248H195V249H197V248H202L201 246H199L200 244H199ZM255 241V240H254ZM24 242V241H23ZM77 242V241H76ZM36 243V242H35ZM96 244H97V250L99 251L101 248H100V245L101 244H99V242H95ZM105 243V242H104ZM144 243V244H143ZM213 243H217L218 245H217V247L215 246V248L213 249V250H211V248L212 247H214L213 246ZM234 243V242H233ZM246 243V242H245ZM37 244V243H36ZM67 244V243H66ZM12 245V244H11ZM41 245V244H40ZM47 245H49V243L47 244ZM23 246V245H22ZM50 246V245H49ZM56 246V245H55ZM63 246H65V245H63ZM62 246V247H63ZM75 246H77V245H75ZM145 246V247H146ZM192 246V249H191V251H189L190 249V247ZM194 246V247H193ZM197 246H199V247H197ZM212 246V247H211ZM230 246V245H229ZM70 247V246H69ZM141 247L139 246V249H141ZM148 247V248H149ZM211 247V248H210ZM241 247V246H240ZM248 247V246H247ZM252 247V246H251ZM52 246L49 248V249H51L52 250ZM231 248V247H230ZM258 248V247H257ZM25 249V248H24ZM68 249V248H67ZM210 249V250H209ZM240 249V248H239ZM143 250H144V248H143ZM146 250H148V249H146ZM241 250V249H240ZM250 250V249H249ZM262 250V249H261ZM7 251V250H6ZM219 251V252H218ZM231 251V250H230ZM134 252H136V251H134ZM142 253V250L141 251H139V253ZM144 252V251H143ZM211 252V253H210ZM227 252V251H226ZM225 252V253H226ZM239 252V251H238ZM260 252V251H259ZM27 253H28V251H27ZM117 253V252H116ZM146 252H144V254H145ZM196 253H197V251H196ZM70 254V253H69ZM119 254V253H118ZM135 254H137V253H135ZM232 254V253H231ZM58 255V254H57ZM226 255V256H225ZM243 255V254H242ZM249 255V254H248ZM247 255V256H248ZM23 256V255H22ZM120 256V255H119ZM126 256H127V254H126ZM241 256V255H240ZM5 257V256H4ZM19 257V256H18ZM86 258V257H85ZM98 258V257H97ZM239 258V257H238ZM237 258V259H238ZM1 259V258H0ZM128 259V258H127ZM36 260V259H35ZM91 260H93V259H91ZM102 260V259H101ZM122 260V259H121ZM144 260V259H143ZM236 260V259H235ZM235 260L232 258V262L231 263H233V264H236V262H235ZM4 261V260H3ZM99 261V260H98ZM216 261V262H215ZM222 261H225V260H222ZM229 261H231L230 260V258H229V260H227V262L226 263H228ZM253 261V260H252ZM260 262H261V260H259ZM258 261V262H259ZM27 262V261H26ZM41 262V261H40ZM88 262V261H87ZM92 262V261H91ZM100 262V261H99ZM127 262V261H126ZM214 262V263H213ZM235 262V263H234ZM95 263H97V261L95 262ZM104 263V262H103ZM123 263H125V262H123ZM129 263H132L131 261H129ZM134 263V262H133ZM132 263V264H133ZM237 263H239V262H237ZM90 264V263H89ZM91 264H93V263H91ZM126 264V263H125ZM127 264H128V262H127ZM242 264V263H241ZM261 264V263H260Z\"/></svg>",
	"mask_w": 264,
	"mask_h": 264
}]
</instances>
